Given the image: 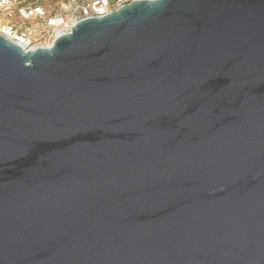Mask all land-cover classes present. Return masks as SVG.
Listing matches in <instances>:
<instances>
[{
    "label": "water",
    "instance_id": "1",
    "mask_svg": "<svg viewBox=\"0 0 264 264\" xmlns=\"http://www.w3.org/2000/svg\"><path fill=\"white\" fill-rule=\"evenodd\" d=\"M0 264H264V0L0 33Z\"/></svg>",
    "mask_w": 264,
    "mask_h": 264
},
{
    "label": "built area",
    "instance_id": "2",
    "mask_svg": "<svg viewBox=\"0 0 264 264\" xmlns=\"http://www.w3.org/2000/svg\"><path fill=\"white\" fill-rule=\"evenodd\" d=\"M134 0H0V33L27 48L44 35L52 42L78 21L104 16ZM39 46V45H37Z\"/></svg>",
    "mask_w": 264,
    "mask_h": 264
},
{
    "label": "rangeland",
    "instance_id": "3",
    "mask_svg": "<svg viewBox=\"0 0 264 264\" xmlns=\"http://www.w3.org/2000/svg\"><path fill=\"white\" fill-rule=\"evenodd\" d=\"M51 33H52V31L50 32V34L48 36L44 35V37H42V38L34 39L33 40V45L34 46H37V45H39V46L48 45L49 43L52 42Z\"/></svg>",
    "mask_w": 264,
    "mask_h": 264
}]
</instances>
